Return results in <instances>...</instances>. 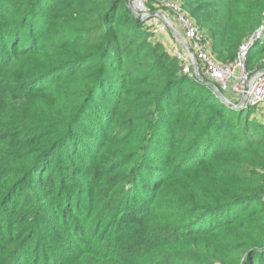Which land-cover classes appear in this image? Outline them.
<instances>
[{
  "label": "trees",
  "instance_id": "16d2710c",
  "mask_svg": "<svg viewBox=\"0 0 264 264\" xmlns=\"http://www.w3.org/2000/svg\"><path fill=\"white\" fill-rule=\"evenodd\" d=\"M183 7L221 61L264 24V0ZM262 65L259 38L247 66ZM253 108L182 73L125 0H0V264H264V109ZM46 180L77 189L64 217L90 219L97 197L101 237L78 236L100 228L92 220L65 225L70 245L32 236L43 224L16 243L31 220L16 217V194Z\"/></svg>",
  "mask_w": 264,
  "mask_h": 264
},
{
  "label": "built area",
  "instance_id": "2783aa9c",
  "mask_svg": "<svg viewBox=\"0 0 264 264\" xmlns=\"http://www.w3.org/2000/svg\"><path fill=\"white\" fill-rule=\"evenodd\" d=\"M134 9L143 15L149 12H161L150 17L148 24L156 40L164 42L181 64L182 73L196 78V73L211 81L231 102L237 104L245 98L244 107H257L264 103V65L249 68L248 52L260 34V30L250 39L241 43L232 60H218L211 51L205 32L198 26L183 7V0H131ZM153 8H149L148 4ZM169 25L175 28L185 39L191 52L169 31ZM165 33L166 40L158 37ZM256 37V38H255ZM229 94L234 96H229ZM263 112V109L260 110Z\"/></svg>",
  "mask_w": 264,
  "mask_h": 264
},
{
  "label": "rangeland",
  "instance_id": "374dc122",
  "mask_svg": "<svg viewBox=\"0 0 264 264\" xmlns=\"http://www.w3.org/2000/svg\"><path fill=\"white\" fill-rule=\"evenodd\" d=\"M260 30V34L257 36L259 38H261V40H264V24L257 29L251 36L248 37V39H250L254 34H256L258 31ZM208 34V32L206 31V35ZM158 37L166 40V35L165 33H160L158 35ZM256 38V37H255ZM247 39V40H248ZM256 39V40H257ZM210 42V46H211V40L207 39ZM163 42V41H162ZM229 96H234L229 94ZM261 109H264V103H261L259 106L253 108V113H259ZM122 115L121 118L118 115V121L120 123V125L122 124L123 120H122ZM43 176H46V173L43 174ZM92 177V176H91ZM86 180L90 179V176L88 177L86 175ZM76 184H82V180L76 179L75 181ZM32 184V185H31ZM97 186V184H96ZM64 190L62 191V188L59 192L55 191L52 187V184H50V182H48L47 180L43 183L42 186H38L36 182L30 183L29 185H25L23 188L19 189V192H17L16 194V198H17V203L15 204L13 202V205H15V211L18 214L16 217H20L22 212L27 213L28 217H30V221L29 223H26L24 225V228H18L15 229L14 231V235L13 237L17 239L16 243H18L20 241V239L25 238L26 236H28L29 232H31V230L34 227H30V226H35L37 224H43V229L44 231H38L35 234H32V236L34 237H38L39 235L42 236L43 239H45L48 242H52L53 238L57 237V234L60 237H57V241L58 242H62L64 243V236H68L69 233H71L72 231L75 232L74 229L66 230V224H70L71 222H75L77 224V229L78 228H82L80 226L86 224L87 222L90 221H95L100 225V228H94V229H88L87 225L84 226L82 229L83 231L79 230L77 232L79 237H83L84 240H86V243H88L89 239H93V238H98L101 237L103 234V228L106 222V219L103 218L104 214L103 211H96L94 210V204L97 197H94L93 202H92V208L89 210L90 213V219H84V217H82L81 215H75L73 213L72 218L69 217H64L63 212L65 211L64 208L66 207V201H64V198L66 196V191L74 189V187L72 185H69L68 183H66L63 186ZM39 190L41 192L38 191V193L35 191L34 193H32L31 190ZM77 190V189H74ZM79 192V199L77 200L76 204L78 205V209H85L86 208V203H85V194L86 192L83 190V186H81L80 190H78ZM97 194V193H96ZM95 195H91V197H93ZM74 199V198H73ZM74 203V202H72ZM21 213V214H20ZM35 220V223H33ZM100 220H104V221H100ZM17 221H15V225L17 224ZM104 223V225H103ZM39 229V228H38ZM51 231H57L56 233L52 234ZM114 233L110 234L111 236H113ZM109 233H105L103 238L106 239L109 236ZM32 242L34 243L33 239ZM50 244V243H49ZM66 245H70L68 243H64ZM26 247H29V243L26 240ZM31 247H34L31 245ZM39 250L40 248H42L41 245H39ZM48 248V247H47ZM56 248V247H54ZM32 261H34V259L31 257L29 261L26 262V264H31Z\"/></svg>",
  "mask_w": 264,
  "mask_h": 264
},
{
  "label": "water",
  "instance_id": "95a60500",
  "mask_svg": "<svg viewBox=\"0 0 264 264\" xmlns=\"http://www.w3.org/2000/svg\"><path fill=\"white\" fill-rule=\"evenodd\" d=\"M125 3H126V6L127 8L129 9V11L131 12V14L135 17L136 20L138 21H146L148 20L150 17H154L156 15H160L162 17V14L161 12H149L148 14L146 15H143V14H140L138 13L133 5H132V2L131 0H125ZM169 31L173 34V36L179 41L181 42L182 44H184L187 49L191 52V48L189 47V45L187 44V42L185 41V39L182 37V35L175 29L173 28L171 25H169ZM195 71V76L196 78L206 84L212 91L213 93L215 94V96L221 101L223 102L224 104H226L227 106L231 107V108H235V109H241L244 107V104H245V98L242 99V101H240L239 103L235 104L231 101H229L225 96L224 94H222L218 88L211 82L209 81L207 78L203 77L202 75L196 73V70Z\"/></svg>",
  "mask_w": 264,
  "mask_h": 264
}]
</instances>
